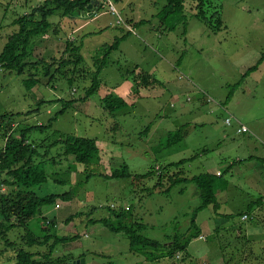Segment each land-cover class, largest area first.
I'll return each mask as SVG.
<instances>
[{"label": "rangeland", "instance_id": "rangeland-1", "mask_svg": "<svg viewBox=\"0 0 264 264\" xmlns=\"http://www.w3.org/2000/svg\"><path fill=\"white\" fill-rule=\"evenodd\" d=\"M108 1L115 5L123 18L127 17V10L123 9L121 0ZM136 1L141 3L138 13L147 21L139 25L137 31L131 24L125 23V29L129 26L133 31L121 39L118 50H104V47L114 42L115 37L120 36V30L109 24L114 22V18L106 12V3L97 8L100 16L94 19L91 17L94 16L95 8L81 14L82 18L78 14L51 16L49 21L53 26L48 34L35 41L31 51L32 60H50L54 54L58 57L65 48V41L73 40L81 44L83 56V62L74 74L82 69L92 72L101 66V86L97 93L84 101L79 98L85 95L90 85L88 78L77 80L70 86L60 72L52 68L44 74L46 70L41 69L40 82L27 90L22 82L26 77L24 73L18 75L0 67V116L12 114L15 118L12 128L46 124L51 119V127L44 131L34 129L27 134V138L39 141L47 137L53 140L57 137L54 133H70L95 138L100 148V160H95L91 165L77 163L71 156L62 159L56 154L58 147L52 148L50 152L55 155L56 163L49 166L51 176L46 183L34 189L38 195L72 191L70 200L58 198L53 205L43 207L42 211H48L49 216L46 218L57 220L52 233L75 238L59 241L53 249L49 246L53 238L47 244L30 248L25 244L27 232L31 231L35 236L43 233L40 229L42 219L33 217L27 228L17 227L7 232L9 243L0 238V264L14 263L19 248L34 251L37 260H42L40 255L51 249L54 258L64 253L62 256L68 260L66 264L74 261H78L76 264H162L163 260L155 262V259H148L147 254L153 253L154 256L162 253L161 248L175 234L193 232V227L189 225L186 228V224L193 209L201 203L199 193H193L196 186L188 182L161 193L153 189L157 180L155 175L137 183H133L129 177L105 175L119 170L123 164L132 173H144L150 166L160 171L162 164L181 159H186L180 166L186 176L208 172L209 167L218 168L222 175L214 177L215 192L223 190V180H228L231 175L240 187L228 184L226 188V202L221 204V211L231 213L227 219L222 217L223 214H213L212 205L197 213L199 221L211 213L212 218L217 217V230L207 236L193 238L186 247V254L178 253L176 258L165 257L163 264H264V206L263 210L256 211L257 216L251 219H247V216L243 221L237 212L250 200L248 195L255 199L264 196V160L257 158L264 155V145L255 134H235L233 129L237 125L236 119L249 129L248 121L252 118L264 119V74L258 76L259 86L253 90L257 77L252 75L249 65L254 63L255 58L247 54L242 65L237 64L250 50L256 54L264 52V0H240L239 4L233 0H212L220 4L221 18L226 25V29L218 32H212L199 18H195V4L186 1L185 33L182 24L168 31L166 26L170 19L160 20L156 15L164 0ZM41 2L43 0H0V51L8 35L17 28L12 21ZM100 25L107 27L100 29ZM79 26H82L80 30L77 29ZM215 34L218 37H214ZM192 38L195 40L190 43ZM197 47L201 50L198 51ZM167 61L172 62L170 67ZM136 66V72L146 71L158 79L161 73L176 70L177 82L204 90L207 99H211L207 102L213 103L216 108L215 128L210 123L199 124L196 129H190L189 135L182 141L171 138L172 132L179 126H176L177 122L170 125V132L167 133L160 128L147 130L159 118L163 121L162 126L166 125L168 118L165 116L171 114L173 107L168 96L160 101L152 97L133 100L135 85L130 74ZM241 67L245 69L239 75L237 71ZM68 68L72 70L71 66ZM170 72L167 75H171ZM245 89L251 91L244 94ZM140 92L145 96L146 89L140 88ZM107 93L121 96L128 106L114 114L105 112L99 100ZM68 99L72 100L71 103L64 105ZM63 106L65 109L61 112ZM209 106L204 103L203 108L208 109ZM125 110H129V118L119 114ZM226 117H230V125L224 123ZM123 120L129 121L127 126ZM0 126L1 149L5 142L1 135L5 124L2 122ZM224 132L230 136L225 144L220 136ZM208 134L211 140L219 134L218 140L222 143L213 146L207 144ZM250 139L257 146L256 152H250L251 148L246 152L243 148ZM204 147L209 151L202 152ZM249 153L254 155L252 159H248ZM191 156L193 158H189ZM239 158L241 161H238ZM170 169L175 170V167ZM256 169L261 173L260 183L256 185L259 191L242 184L238 173L240 170L253 172ZM87 173L93 174L86 177ZM54 178L65 184L53 181ZM56 203L59 204L58 208H55ZM108 207L120 210L130 207L128 214L139 223L136 232L156 239L159 245L153 248L148 246L146 253L133 251L124 232H112L100 222L91 221L107 218L111 214ZM68 217H71V221L65 223ZM141 222L144 223L143 227ZM222 223L227 227L221 226Z\"/></svg>", "mask_w": 264, "mask_h": 264}, {"label": "trees", "instance_id": "trees-1", "mask_svg": "<svg viewBox=\"0 0 264 264\" xmlns=\"http://www.w3.org/2000/svg\"><path fill=\"white\" fill-rule=\"evenodd\" d=\"M105 1L108 0H99L96 8L101 7ZM164 1L165 3L161 7V10L156 15L159 16L160 20L170 19L169 25L166 26L168 31L174 30L177 25L182 24L183 33H185L186 16L184 10L186 1L195 4L193 16L205 23L212 32L220 31L225 27L221 18L220 4L212 0ZM89 3L90 0H43L40 4L32 6L28 12L16 17L12 23L17 28L8 35L0 51V67H4L18 75L24 73L26 77L22 79V82L27 90L32 89L40 82L41 69L46 70L44 72L46 74L47 71H51L53 68L65 76L64 79L67 80L70 86H73V83L77 80L84 81L86 78L90 79V85L85 90V95L79 99L84 101L92 94L97 93L101 86L99 77L101 66H98L92 72L82 69L78 74L73 73L74 71L77 72V69H79V66L83 62V56L80 52L81 44L73 40H66L65 48L58 57L54 54V56L50 57V60H46L45 58L32 60L31 58V51L35 41L38 38L46 36L49 29L53 26V23L49 21L51 16L59 15L64 17L89 12L95 7L93 5L91 9H88ZM118 13L121 16L119 10ZM108 14L116 22L118 14ZM123 19L125 20V18ZM114 24L119 26L116 23ZM128 33L126 32L122 36L115 37L114 42L104 47V50H118L121 38L125 37ZM69 66L72 67V70L68 68ZM137 68V66L134 67V70L130 74V79L135 85L132 93L133 99L140 98V88L160 83L155 75L142 70L136 72ZM59 100L61 99L59 98ZM71 101V99L66 100L64 105L71 103ZM99 103L103 107V110L109 114L119 112L126 105L128 106L124 98L115 96L112 93H107L99 100ZM64 109L65 106L60 111L62 112ZM13 119L15 118H13L12 114L0 116V123L3 122L5 124L3 126L4 132L1 134L5 142L0 149V238L5 239V243H9L7 232L17 227L27 228V224L31 218L39 217L42 219V226L40 228L43 232L42 235L35 236L31 231H28L25 244L29 245L30 248L32 246H41L47 244L48 240L53 238L52 243H49V246L53 249V246L59 241L71 240L75 236L62 237L52 233L51 230L56 229L57 222L55 219L48 220V218L44 217L42 211L43 207L53 205L58 198L63 201L70 200L72 198V191L68 190L60 194L38 195L34 190L37 186L46 183L51 176L52 172H50L49 166L51 167L56 163V158L50 150L58 147L56 154L60 155V157L62 156V159L71 156L77 163L91 165L95 160H100V148L97 146L95 138L70 133L53 132L57 136L53 140L47 137H43L39 141L29 140L27 134L30 131L34 129L44 131L47 127H51V119L46 124L24 126L17 129L11 127L12 122H14L12 121ZM185 134L186 127L185 125H181L172 132L171 138L182 140ZM168 143L171 142L168 141ZM189 158H193V156ZM185 160L181 159L177 162L162 164L160 171L155 170L154 166H150L144 173H132L123 164L119 170H113L109 175H105L116 178L129 177L133 180V183L143 181L155 175L157 180L153 189L161 193L168 192L169 189L178 184L189 182L196 186L201 203L193 209L191 214L190 227H193V232L190 234L173 235L171 240L166 243V251H163L160 256H153V253H149L147 254L148 259L154 260L157 257L174 258L178 253L186 254V247L189 242L200 234L195 221L196 214L209 204H212L215 208L217 207V198L215 196V189H213L215 175L205 171V173L186 176L182 168H180ZM171 167H175V170L170 169ZM91 174L93 173H87L86 177ZM53 181L60 182L62 185L65 184L64 181L57 180L56 178ZM253 206V203H251L249 210ZM108 210L111 214L107 218L91 219V221L100 222L112 232H124L129 240L130 249L133 251L146 253L148 246L153 248L159 245L158 241L136 232V227L139 223L136 220H132L131 215L128 214L130 207L124 210L108 207ZM65 221V223H68L71 221V217L66 218ZM51 250L42 254V260H37L34 258L36 255L34 251L19 248L16 252V261L12 264H66L68 260H66L65 256L61 255L54 258L51 256Z\"/></svg>", "mask_w": 264, "mask_h": 264}, {"label": "crops", "instance_id": "crops-1", "mask_svg": "<svg viewBox=\"0 0 264 264\" xmlns=\"http://www.w3.org/2000/svg\"><path fill=\"white\" fill-rule=\"evenodd\" d=\"M233 2L236 4H239L240 0H233ZM121 4L123 5V9L127 10L126 13H127L128 18L127 17L125 18L126 22L128 24H131L132 27L137 31L138 26L142 25L144 22L147 21L145 18L141 17L140 13H138V10L141 9V3H138L136 0L135 1L134 0H125V1L121 0ZM97 6H98V3L94 7L96 10L94 11V16L91 17L92 19L98 18L100 16L97 13V8H96ZM78 16L81 17V13L78 14ZM127 19L130 20V22H128ZM140 21H141V23H139ZM109 24H110V26L117 27L120 30V36H122L126 32H129L125 36V37H127V36H129L130 33H132L131 31L123 30L124 28H122L121 26H116L114 24V22L113 23L109 22ZM81 27L82 26H79L77 29L80 30ZM105 27H107V26H104V25L101 26L100 25L98 28L102 29ZM77 29H75V30L78 31ZM223 29H226V25ZM185 32H187V31L185 30ZM215 35L216 36H214V37H218L217 34H215ZM125 37H122L121 39H123ZM200 39H202V37ZM194 40L195 39L191 40L190 43H193ZM197 50L200 51L201 48L197 47ZM254 52L255 51L250 50L248 53H246L244 55L242 60L237 62L238 65H242L243 60L248 56L247 54H252L253 57L255 58L254 63L249 65L251 67V69H249V70L253 71L252 75H254V76L256 75V77H257L256 80L254 81L255 86L253 87V90L257 89V87L259 86V85H257V84H259L258 76L260 77V74H262V73L264 74V52H262L260 54L259 53L256 54ZM171 64H172V62H168L169 67L171 66ZM253 66H255V67H253ZM243 69H245V67H241V69H239L238 71L236 70V71L240 75V73ZM168 72H170V71H168ZM168 72L166 71L164 73H161L159 79L155 75V77L159 80L160 83L155 84V85L150 86V87H144L146 89V94H145V96H142V94L140 96V98H144V97H146V98L150 97L151 98L152 97L153 99L158 100V101H160L161 98L168 96L169 97L168 101L170 100L172 102V105H171L173 107L172 112L169 116H165L166 118H168L166 125L162 126L163 121H160V118H159L157 121H154V123L150 126V129L148 127L147 130L155 131L156 129L160 128V129H164V131H166L165 133H167V132H170L169 131L170 125L172 123L177 122L176 126L185 125V127H186V134L182 139V140H184L189 135L190 129H196L199 124L210 123L212 125V128L214 129L215 128V126L213 125L214 120H215L214 113L216 111V108L212 105L213 103L207 102L208 99L206 97L207 96L206 92H204V90H202V89H195L192 86L188 87V86H185L184 83L177 82L176 79H178V77H177L178 75L175 73L176 70L170 72L171 75H167ZM250 91L251 90L245 89V90H243V93L246 94V92L248 93ZM133 100H135V99H133ZM204 103L210 105L208 109L203 108ZM129 114H130L129 110H125L123 113H121V116L123 118H129ZM123 121L126 124L125 126H127L129 121H125V120H123ZM236 122H237V125L233 126L235 134L250 132V134H255L259 138V140L262 141V144L264 145V119L263 118H252L250 121H248L250 124V129L247 125L243 124L247 127V130L244 132L238 131L239 125L242 123H240V121L238 119H236ZM230 124H226V125H230ZM220 136H221V139L224 142V144H225L226 139L229 140V138H230V136H227L225 132L221 133ZM218 138H219V134L217 135V137L215 139L211 140L210 135L208 134L206 137V142H207V144H211L212 146L222 143L221 141L218 140ZM216 139H217V141H216ZM243 148L245 149L246 152H248L249 148H251L250 152H256V150H257L256 144H253L251 142V139L246 141V143H244ZM211 150H212L211 152H213V148H211ZM218 150H219V148H218ZM201 151L206 153L209 150L207 147H204V148H202ZM194 153H192V154H194ZM217 154L223 155V153H218V152H217ZM247 157H248V159H252L254 157V155H251V153H249L247 155ZM257 158L262 161V160H264V155H261L260 157H257ZM238 161H241V159L239 158ZM213 169H214V167H209L207 170L208 171L207 173L213 174L215 176H221L222 175L221 171L218 168H215L214 170ZM238 173L242 179V184H244V185L247 184L248 188H250L251 190H254V191L260 190V188H258L256 186L257 184L260 183V177L259 176L261 173H260L259 169H256L253 172H242L240 170ZM262 183H264V181ZM228 184H235L236 187H240V185L238 184V182L236 181V179L232 175L228 180H226V179L223 180V182L221 184V187L223 185V190H219V191L216 190V192H215L217 200H218L217 201L218 205L216 208L213 206L211 208L213 214H217V215L223 214L222 217H225L224 219H227V217L229 215H231V213H225V212L221 211V204L226 202V196H225L226 193L225 192H226V188L228 187ZM193 193H199L197 191V188L194 187ZM248 197L250 198V200L244 205V207L242 209L237 211L238 214L240 215L241 221L246 220V219L242 218L243 215L247 214V216H248L247 219H251V218H253V216H257L256 211L263 210L264 196H260L259 198H256V199L250 195H248ZM251 203H253L254 206L252 209L249 210V205ZM209 205H212V204H209ZM124 209H126V207ZM212 213L207 218H204L200 221H199V215L196 214V220L195 221H196L197 227L200 230L199 235H206L207 236L210 232H215L217 230L218 226L216 225L215 221L218 218L217 217L212 218ZM43 215H44V217H48L49 216L48 211L44 212V210H43ZM49 219H55L56 220V218H53V217L48 218V220ZM56 222H57V220H56ZM140 225H141V227H143L144 223L141 222ZM189 225H190V220L186 224V228H188ZM223 225L224 224L222 223L221 226H223ZM223 227H227V226L225 225ZM181 234H182V232H181ZM245 236H249V235L245 234ZM169 238L168 239L171 240L172 237H169ZM169 240H168V242H169ZM166 245H165V247L161 248L162 252L166 251ZM62 254H64V253H60L58 256H60ZM161 254L162 253H157V255H159V256ZM40 256H42V255H40ZM159 258H160V260H159ZM164 258L165 257H163V258L157 257L154 261L160 262L163 260V262H162V264H163V263H165ZM166 258H169V257H166ZM124 263L125 264H135L134 262H124Z\"/></svg>", "mask_w": 264, "mask_h": 264}, {"label": "built area", "instance_id": "built-area-1", "mask_svg": "<svg viewBox=\"0 0 264 264\" xmlns=\"http://www.w3.org/2000/svg\"><path fill=\"white\" fill-rule=\"evenodd\" d=\"M104 2V1H103ZM105 3L108 5V9L106 10V12L107 13H110V14H112V15H117L118 17H117V19H116V22H114V23H116L117 25H119V26H123L124 28L126 27V22H125V20L121 17V16H119V13H118V10H117V8L115 7V5L113 4V3H111L110 1H105ZM126 23V24H125ZM127 25H129V24H127ZM127 31H133V28H130L129 26H127V29H126ZM211 99L210 98H208V101H210ZM224 122L226 123V124H230L231 123V119H230V117H226L225 119H224ZM247 130V127L245 126V125H243V124H240L239 125V128H238V131L239 132H244V131H246ZM59 207V205L56 203L55 204V208H58ZM247 217V215H243V219H245Z\"/></svg>", "mask_w": 264, "mask_h": 264}, {"label": "water", "instance_id": "water-1", "mask_svg": "<svg viewBox=\"0 0 264 264\" xmlns=\"http://www.w3.org/2000/svg\"><path fill=\"white\" fill-rule=\"evenodd\" d=\"M99 2V0H90V3L88 4L87 8H91L93 5H96ZM78 261H74L71 264H76Z\"/></svg>", "mask_w": 264, "mask_h": 264}]
</instances>
